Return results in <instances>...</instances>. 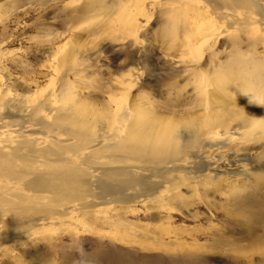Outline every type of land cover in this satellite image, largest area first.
Listing matches in <instances>:
<instances>
[{
  "label": "bare ground",
  "instance_id": "1",
  "mask_svg": "<svg viewBox=\"0 0 264 264\" xmlns=\"http://www.w3.org/2000/svg\"><path fill=\"white\" fill-rule=\"evenodd\" d=\"M91 1L88 5L95 9L104 0ZM157 1L125 0L118 8L130 35L138 37L158 10ZM164 1L183 10L184 19H194L185 28L181 52L160 68L175 79L188 77L205 113L185 120L167 118L149 100L133 98L146 67L121 77L117 86L122 90L110 97L105 113L93 112L94 117L84 107L78 114L70 103L68 71L76 62L60 63L67 74L51 94L17 101L0 90V247L20 243L26 234L55 222L67 224L108 197L137 206L157 199L164 207L183 198L182 190L198 195L199 188L220 191L232 183L242 184L234 189H247L248 183L264 189V112L252 114L234 101L241 93L254 94L253 85L246 89V72L234 64L220 69V63L211 67L212 79L202 74L204 57L215 52L219 41L239 30L253 45L264 39L263 0H161L162 7ZM251 56L254 62L256 54ZM263 58L254 65L256 75H264ZM54 70L59 71L56 64ZM147 73L148 82L140 85L155 81ZM235 80L241 86H233V95H222ZM252 100L264 101V93ZM263 198L260 192V202Z\"/></svg>",
  "mask_w": 264,
  "mask_h": 264
},
{
  "label": "rangeland",
  "instance_id": "2",
  "mask_svg": "<svg viewBox=\"0 0 264 264\" xmlns=\"http://www.w3.org/2000/svg\"><path fill=\"white\" fill-rule=\"evenodd\" d=\"M91 2L0 0L2 96L26 101L51 94L67 74L60 63L76 62L68 71L70 103L78 114L86 108L94 117L93 112L105 113L110 97L122 90L117 86L121 77L146 67L155 81L140 85L150 77L145 72L133 98L149 100L167 118L202 116L204 102L186 81L188 77L175 79L160 68L181 52L185 28L194 17L184 19L183 10L171 1H164L162 7L158 0L154 5L158 10L136 38L118 17L125 0H104L95 9L88 5ZM240 31L219 41L215 52L204 57L202 74L212 79L213 65L221 63L218 68L224 70L234 64L246 72V89L253 85L254 94L264 93V75L254 73V65H260V56L264 57V39L253 45L255 41ZM251 53L256 54L254 62ZM169 83L176 86L168 89ZM228 86L222 95H233L232 88L241 84L235 80V85ZM249 93H241L234 101L252 114L264 112V101L252 100L254 94ZM234 101L230 99L232 105ZM236 185L242 184L232 183L220 191L199 188L198 195L182 190L183 198L164 207L157 199L137 206L108 197L67 224L58 221L26 234L20 243L2 244L0 264H264V198L260 202L264 189L251 183L247 189H234Z\"/></svg>",
  "mask_w": 264,
  "mask_h": 264
}]
</instances>
